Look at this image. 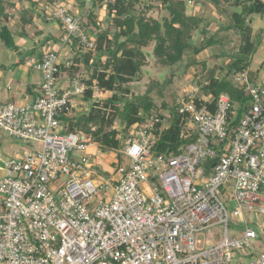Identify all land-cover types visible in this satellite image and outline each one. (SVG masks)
Returning a JSON list of instances; mask_svg holds the SVG:
<instances>
[{
  "label": "built area",
  "instance_id": "2783aa9c",
  "mask_svg": "<svg viewBox=\"0 0 264 264\" xmlns=\"http://www.w3.org/2000/svg\"><path fill=\"white\" fill-rule=\"evenodd\" d=\"M44 9L65 30L63 48L72 39L94 46L81 14ZM65 58L45 50L30 61L41 78L32 102L0 100V131L28 150L1 167L0 264H264L254 249L264 222V78L231 77L249 99L241 116L226 94L183 88L175 103L189 142L157 152L151 116L115 150L117 169L101 172L97 145L59 119L74 116L86 90L77 81L61 88Z\"/></svg>",
  "mask_w": 264,
  "mask_h": 264
},
{
  "label": "trees",
  "instance_id": "16d2710c",
  "mask_svg": "<svg viewBox=\"0 0 264 264\" xmlns=\"http://www.w3.org/2000/svg\"><path fill=\"white\" fill-rule=\"evenodd\" d=\"M25 1L32 6L31 0ZM189 1L192 3L191 0H93V5L88 10L84 9L85 0L69 1L78 8L75 11L69 9V12L74 15L81 14L82 31L88 39H94V46L88 49L79 43L78 39H72L71 44L66 45L70 50L66 55L65 63L61 66V71L66 77L74 78L73 75L78 73L80 66L91 73L82 97L83 102L91 104L88 115L59 117L68 131L81 132L89 136L102 150L115 152L122 146L123 141L132 137L136 130L146 125L150 117L154 116L159 119L153 129V134L157 137L155 150L160 153L177 151L188 141L181 138V130L186 119L178 113L176 103L173 102L174 109L166 117L157 111L149 95L150 90L143 96L135 98L130 94L131 85L139 80L142 69L147 65L146 50L151 49L152 55L159 63L165 69L171 70V77L177 75L176 68L179 66H182L179 75L184 76L186 71L194 70L199 62L197 56L215 45L214 42L219 41L222 32H231L235 36H240L235 55L225 58L226 61L222 62L216 71H210L206 77L201 75L203 82L195 83L200 87L201 95L211 96L214 99L221 94L228 95L232 103L240 105L238 115L241 116L242 105H248L249 99L244 94V88L236 85L231 77L235 73L247 71L249 81L255 80L256 73L248 70L249 59L255 54L253 49L257 44V41L254 42L257 39L251 24L256 16H264V2L263 0H204L213 4L217 10V14L209 16L207 21L197 12L189 14ZM199 1L195 0L193 9L199 8L197 6ZM55 3V0H45L46 5ZM144 3L147 4V9L138 12L139 4ZM96 8L104 11V14L112 19L103 31L100 28L101 18L95 12ZM15 9H18L17 4L0 0V42L9 50L18 49L14 41V33L9 28V21L15 16L10 12ZM153 9H160L158 19L146 16V12ZM31 10L32 7L18 11L22 22L21 29H24V25L28 23L27 14ZM41 12L46 14L44 7ZM59 24L63 28L62 24ZM211 24H214L218 30L210 31ZM261 32L263 31L259 33ZM64 33L63 28L61 34ZM195 33H200L203 37L199 47L193 41ZM56 41L62 43L61 37ZM74 50L76 52L73 53ZM76 53L78 55L74 57ZM213 58L217 56L213 55ZM185 59L187 61L184 64ZM66 62L69 63L68 67H65ZM200 65L203 70L205 63L202 61ZM260 67L264 70V64ZM222 72L225 74L221 75ZM196 76L198 74L192 76L193 80ZM171 81L172 78L167 82L171 83ZM95 85L99 90L110 94L102 102V106L97 105L92 97V87ZM191 85L192 83L189 84ZM163 107H165L164 103ZM106 110H109V113ZM115 119L119 121V127H116Z\"/></svg>",
  "mask_w": 264,
  "mask_h": 264
},
{
  "label": "rangeland",
  "instance_id": "374dc122",
  "mask_svg": "<svg viewBox=\"0 0 264 264\" xmlns=\"http://www.w3.org/2000/svg\"><path fill=\"white\" fill-rule=\"evenodd\" d=\"M6 1H10L13 4L15 3L21 4L20 7H18V9L12 10L10 12V13H13V15L15 14L16 16H18L16 20L20 21L18 11L24 10L26 9L25 7H28L27 6L28 4L25 3L26 1L25 0H6ZM39 1L42 4H45V0H39ZM203 1L200 0L199 2H202L203 4ZM55 2L58 5H64V3H62L64 1L62 0H55ZM138 7L139 8L138 9L136 8V9L138 10V12H140L141 9L143 10L147 9L146 8L147 4L146 3L142 5L139 4ZM8 8H11V7L8 6ZM208 9H207V12H209ZM95 12L101 18L102 24L100 28L103 31L108 27V24L112 22V19L111 17L110 18L107 17V15L104 14V11L100 10L99 8H96ZM159 14H160V9L159 10L153 9L152 11L146 12V16L152 19H158ZM189 14H192L191 11L189 12ZM31 17L33 16L31 15ZM49 21H52V20L49 19ZM18 25L19 24L17 22L14 25L13 24L9 25V28L12 27L13 29L14 28L18 29L20 28V25L19 26ZM12 28L10 29L12 30ZM91 29L93 30L92 27ZM209 30L214 32L218 29L216 27L214 28V26L211 25ZM221 34H223V36L221 39L219 38L220 42L219 41L214 42L215 45H212L209 49L199 54L197 56V58L199 59V62H197V65L196 67H194V70L192 69V70L186 71L184 76L179 75L182 70V66H179L178 68H176V70H178L177 75L174 77H171L172 76L171 70H169V68L165 69L164 66L159 63L158 59L152 55L151 49H148L149 51L146 50V53L148 54L147 65L142 69L139 75V80L132 83L131 88H130V94H133V96L136 98V97L143 96L146 93V91L148 92V90H150L149 95L154 101V105L157 108V111L161 114H164L166 117H168L169 113L174 109L173 102L175 103L176 95H178L182 91L183 88H185L186 86H189L190 83L194 85L196 81H199L200 83L203 80L202 78L203 75L204 77H206L210 73V71H216L221 66V63L226 61L225 58H229L230 56L235 55L237 51V47H235L234 43L236 40L232 39V36L234 37L235 35L229 32L228 33L222 32ZM255 35L257 39L254 41V42L257 41L256 47L254 48L255 54L249 59V65H248V70H250V72H253V73H256L255 70L259 68L260 65L264 64V30L263 32H261V34L257 31ZM238 37L240 38V36ZM202 39L203 37L200 33H195L193 36V41L197 47L201 45ZM230 44L232 45V48L229 46ZM66 49L67 51L70 50L68 46H66ZM74 52H76V50H74L73 53ZM77 53L74 55V57L78 55ZM213 55L217 56V58H213ZM9 57L10 58H7L6 60L14 59L12 55ZM186 61L187 59H185L184 64L186 63ZM202 61L205 63V67L203 70H202L203 67H201L200 65ZM10 66L11 64H4L2 67L4 70L8 71V69H10L9 68ZM12 70L13 69H11V71H9L8 73L10 77H11ZM204 72H207V73H204ZM33 73H34V78H33L34 84L32 86V89H33V92L36 93L38 92L37 89H38L39 83L41 82V79L39 76L40 74L38 72L35 71ZM194 73L198 74L195 80H193V77H192L193 75H195ZM220 74L224 75L225 73L222 72ZM90 75L91 73L87 72L86 69L80 66L78 68V73L76 74L74 73L73 75L74 78H71L69 76V78L63 79L65 81H62L61 88L65 89L66 87L71 86L74 81L84 84L85 87H87L86 84H87V81H89ZM257 75L258 74L256 73V76ZM171 78H172L171 83L167 82ZM259 80H262V79L259 78ZM25 86H27V84L26 85L24 84V87ZM92 90H93V94H92L93 99L95 100L97 105L102 106V102H104L105 99H107V97H109L110 94L109 93L106 94L105 92L99 90L96 85L92 87ZM82 97L83 95L77 96V99H76L77 101H74L75 102L74 104L77 106L76 107L77 110H75L74 112L75 117L79 115L87 116L91 109L90 107L91 104L83 102ZM28 102H32V100ZM163 103L165 104V107L162 108ZM106 111L108 112L109 110H106ZM118 122L116 121V127H119ZM26 150H27V142L23 140H16V139L10 138L5 132L0 131V159L5 160L6 156H10L15 153L19 154ZM91 152L96 157L95 162L97 161L100 164L101 172H103L102 170L111 171V170L117 169L119 165V160H120L118 153L114 151L102 150L98 146H94L91 149ZM114 157H115V160H114ZM121 163L122 162L120 161V164ZM2 174L3 173H1L0 175L2 176ZM114 178L118 181V175L115 176ZM234 207L235 206L233 202L230 203V205H228V209L231 211L234 209ZM249 220L253 222V215L249 217ZM263 226H264V222H263ZM263 226L261 225L260 228L255 227L258 233V239L254 243V249H258L259 252L261 253H264V234L262 233ZM230 228L232 227L230 226ZM213 231L219 232V229L215 228ZM236 231H239V229H236Z\"/></svg>",
  "mask_w": 264,
  "mask_h": 264
},
{
  "label": "crops",
  "instance_id": "0c3cea01",
  "mask_svg": "<svg viewBox=\"0 0 264 264\" xmlns=\"http://www.w3.org/2000/svg\"><path fill=\"white\" fill-rule=\"evenodd\" d=\"M69 1L70 0H64V5H66L68 9H73L74 11L78 9L77 6H73V3L72 2L69 3ZM31 2H33L32 6H31V3L25 2L28 4L27 5L28 7H25V8L30 9L32 7L33 10H31L27 14L28 23L24 25V29H21L22 22L16 20L18 16L15 15L14 18L9 21V25L11 24L14 25L17 22L20 25V28L18 29H15V28L13 29L12 27H10L12 28V32L14 33L13 37H14V41L18 49L9 50L3 47L2 44H0V57H1L0 67L3 66L4 64H11V66L9 67L10 69H8V71L4 70L3 67L0 68V100L1 101L15 99L18 101L21 100L22 102H28V101L33 100L36 97L38 92L35 93L33 92V89H32V86L34 84L33 83V78H34L33 72H35L36 70H34L31 67L30 61L39 60L41 57V54L45 50L58 51L60 52V56H63V57H66V54L68 52L66 48L62 47L59 41H56L58 38L60 39V37L62 40L63 34L61 33L63 31V28H61L60 24L55 20H52V21L46 20L45 14H42L41 12L42 8L45 7L46 4H42L39 0H31ZM191 2L192 3L188 4L189 12L190 11L191 13L197 12L200 17L203 16L207 21L209 19V16L212 17L215 14H217V10L215 6H213V4H211L208 1H205V2L203 1V4L202 2H198L197 6L199 8L197 10L193 9L195 0H191ZM15 4H17L18 7H20L21 5L19 3H15ZM207 9L209 12H207ZM31 15L33 16L32 18H31ZM216 23H218V21ZM211 25L215 27L214 24H211ZM251 26H252V29L254 30V34L257 31L258 32L263 31L264 30V16L263 17L256 16L255 18H253ZM222 36L223 34H220L219 38L221 39ZM232 39L236 40L234 45L235 47H238L240 38L238 36H234V37L232 36ZM229 46L232 48L231 44ZM11 55L14 57V59L6 60L7 58H10L9 56ZM16 64H19V65L16 66ZM11 69L13 70L11 72V77H10L8 73L9 71H11ZM255 71L258 74L257 78H261V79L264 78V70H262L260 66ZM65 75H63L62 77L61 83L62 81H65L63 79L67 78L65 77ZM40 83L38 85L37 91L39 90ZM24 84L25 85L27 84V86L24 87ZM28 89L30 91H28ZM3 161H4L3 159H0V174L3 173L1 170Z\"/></svg>",
  "mask_w": 264,
  "mask_h": 264
},
{
  "label": "water",
  "instance_id": "95a60500",
  "mask_svg": "<svg viewBox=\"0 0 264 264\" xmlns=\"http://www.w3.org/2000/svg\"><path fill=\"white\" fill-rule=\"evenodd\" d=\"M255 51V49H253V52ZM28 91H30L29 89H28Z\"/></svg>",
  "mask_w": 264,
  "mask_h": 264
}]
</instances>
